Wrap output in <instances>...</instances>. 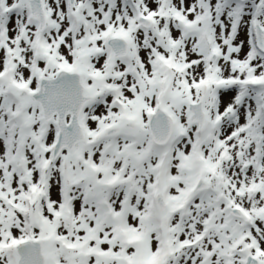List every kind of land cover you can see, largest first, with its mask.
Returning <instances> with one entry per match:
<instances>
[{
    "label": "snow or ice",
    "instance_id": "snow-or-ice-1",
    "mask_svg": "<svg viewBox=\"0 0 264 264\" xmlns=\"http://www.w3.org/2000/svg\"><path fill=\"white\" fill-rule=\"evenodd\" d=\"M0 264H264V0H0Z\"/></svg>",
    "mask_w": 264,
    "mask_h": 264
}]
</instances>
